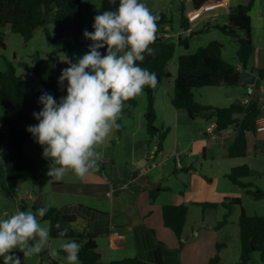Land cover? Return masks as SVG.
Segmentation results:
<instances>
[{
  "label": "trees",
  "instance_id": "obj_1",
  "mask_svg": "<svg viewBox=\"0 0 264 264\" xmlns=\"http://www.w3.org/2000/svg\"><path fill=\"white\" fill-rule=\"evenodd\" d=\"M193 9H198L207 0H190ZM254 0H249L245 4H239L230 8L228 12L227 24L217 27L220 31L236 39L238 49L236 51L238 59L245 65L253 51L251 38V19L249 11ZM119 0L115 4L111 0H100L99 13L105 10H116ZM180 8V27L187 29L189 20L185 15L183 2ZM82 3L81 0H0V34L2 29L8 28L12 32L19 33L27 41L32 37L35 28L45 26L47 18L51 17L54 23L53 36L55 39H62L63 51L73 62L87 52L91 41L83 37V32L87 29L93 31L92 24L85 26L81 23ZM158 15L156 39L150 46L153 49L152 55H147L141 65L150 72L156 74L157 85L163 79L173 77V95L171 105L175 109L184 110L190 119L200 116L211 117L216 130L226 129L233 126L236 135L228 146L227 155L231 158H242L247 153V134L255 133L256 118L262 115V108L258 102L250 99L245 105L241 101L235 102L227 107L203 106L192 99L191 90L210 86L238 87L240 70L235 65L227 62L222 57L223 45L216 41H211L205 46L199 47L194 53L182 54L177 58V71L173 75L167 69L169 61L175 53L176 43L183 45L185 50L188 47L187 38H178L176 43L163 34V27L172 24V19L165 12H152ZM264 24V17H263ZM264 28V25H263ZM240 30L243 36H238ZM264 30V29H263ZM192 33L188 35L190 37ZM0 45L4 46L0 40ZM102 54H106V48L100 49ZM67 64L58 66L55 69H46L40 66L29 67L34 71L39 80V87L33 88V82L22 80L15 74L13 66L8 63L7 67L0 71V106L9 109V115L0 117V179L3 193L12 197L19 182L30 181L37 189L43 188L46 184H59L47 177L44 169L49 162L42 156H28L23 152L24 143L31 139V134L26 131L27 122L36 121L32 113L38 112L41 105L38 104V97L43 91L51 93L57 100L62 96L58 78ZM253 72L263 78L264 68L253 69ZM146 111L144 114L145 128L154 140L157 152L163 149V141L169 128H158L155 125V110L153 104L154 88L146 87ZM135 98L127 101L128 105H135ZM249 175V167L246 164L234 166L227 175L230 181L246 190L254 199H264V191L254 188L252 183L243 182L241 179ZM160 188L149 190L148 197L154 202ZM240 199L234 198L232 201H223L226 213L214 225V229H220L227 223L231 212V205L239 204ZM209 206V205H208ZM210 206H216L212 204ZM40 207H48L49 212L41 221H48L50 238L59 237V231L67 229V236L61 239H72L82 245L79 253L81 264H105L101 261L100 254L96 250V235L87 234L85 230L74 228L76 216L67 214L52 206H33L31 211L35 212ZM188 207L184 203L173 205H163V224L171 229L175 236L180 239ZM60 227L57 228L56 225ZM239 226V259L229 264H254L253 254L259 255V264H264V215H247L241 208L238 217ZM224 243L216 244L215 254L208 260L207 264H221L219 251ZM65 257V253L59 250ZM127 263H141L138 259H127ZM2 264V260H0Z\"/></svg>",
  "mask_w": 264,
  "mask_h": 264
},
{
  "label": "rangeland",
  "instance_id": "obj_2",
  "mask_svg": "<svg viewBox=\"0 0 264 264\" xmlns=\"http://www.w3.org/2000/svg\"><path fill=\"white\" fill-rule=\"evenodd\" d=\"M179 1L181 3L186 2V0ZM259 1L263 3L260 8L262 12H264V1ZM141 2L145 3L150 10H153L155 1L141 0ZM81 3V23L88 26L94 22V17L100 14V0H81ZM170 10H172V13L168 11L166 14L169 17L172 14V28L174 29V37L172 36V40L176 43L178 38L181 37L182 39L187 38L188 41L187 50H185L182 44L179 45L176 43L174 56L167 65V69L171 75L174 76L177 71V58L180 55L194 53L199 47L205 46L211 41H216L223 45L222 57L227 62L232 65H236L237 63L243 64L236 54L238 49L236 39L220 31L217 27H214V25L221 26L224 24L223 16L215 22L210 21L209 24L213 26H209V24L204 25L206 23L205 21L196 20L193 21L192 24L189 23V27L184 29L180 27V14L177 13L175 7H172ZM255 11L256 8H253L252 11L250 9L249 11V15H251L250 19L252 18L250 28L252 42L257 33L264 42V24L262 19L261 23H257ZM53 27L54 23L52 18L48 17L46 25L35 28L32 37L27 41H25L17 32H12L8 28L2 29L0 40L3 42L4 46L0 45V71L4 70L7 67V64L10 63L18 78L31 81L33 82V88H38L40 83L37 75L34 71L28 70L29 67L40 66L46 69H55L59 65H65V63L61 62V59L66 56L62 46L63 40L54 38ZM190 30L194 32L188 37L191 33ZM237 31L238 36L244 35L240 30ZM258 61H262L261 55L257 57L256 62L258 63ZM247 69L251 68L247 67ZM66 84L67 82H65L63 88L59 85L62 96L66 95V90H64L66 89ZM160 86L161 87L158 90L156 89L157 87L155 88L153 95L156 98L154 105L156 114L155 125L160 128L162 124H164L165 126L168 125L170 128V131L166 134L163 141L164 151L157 152L156 155L153 156V159H150L151 155L154 154L156 150L153 148L156 143L155 141H152L148 144L144 139L143 133L146 132V128L143 116L145 111L140 104V97L138 96V99L135 97V100L137 99L135 112L141 117V119L139 118L141 122V134L138 133L135 137V125L127 124V126H125L123 124L122 128L120 126L121 129L119 128L118 130H115L109 137L106 145L97 149V151L100 152V158L102 155H108L112 158L114 164L119 166H123V163L127 162L128 167L132 168L133 171L137 168L133 161L143 153H145L146 157L149 156V162L144 163L143 165H149L151 162L160 163L161 165L157 166V169L161 170V187L164 191L160 193L161 195L158 200L150 204L148 193L146 191L133 192L126 189H119L112 195V197L108 196L107 198L104 195L105 188L103 186L95 184L94 188L90 187V181L86 182V179L89 178L88 176L83 180V190H87L88 187L90 188L88 193L91 195L93 193L95 194L96 199L93 198V201L94 203L99 204L96 206L101 209L103 208L106 212L110 213V217H113L114 223H120L122 220L128 221L127 214L130 212V204H133V211L144 208L151 209L153 212L149 216V220L154 224L161 219L162 204L184 203L188 206V209H190L185 228V236L187 240L192 239L190 229L192 227L194 229L199 228V236L197 240L194 239L196 245H194V249L190 252L189 258H186V256L189 253L190 247L184 246L183 258L185 257V262H189V264H206L208 262V254L209 252L215 251V243L217 242L226 244L224 258L235 262L239 256V229L237 226L238 215L240 214L239 211L242 208L247 215H263L264 199H254V197L246 193L244 188L233 184L228 178L227 175L230 172L229 168L232 165L231 162L234 160H225L221 157H217L220 142L211 141L212 134L206 131V126L212 124L211 120H213V118L211 117L210 119H207V116L204 115L196 117L193 119V122H188L191 119H188V115L184 110L176 111V109L171 106L172 111L179 113L177 119H175L173 114L170 112L168 113L167 109H164L165 103L171 100L173 95V77L163 79ZM191 94L193 101L200 105L220 108L235 103L238 96H244V90L241 91V88L239 87L210 86L193 89L191 90ZM127 104L126 101L125 106H127ZM8 115L9 109L0 106V117ZM36 123H38V121H30L27 122L26 125H34ZM118 123L120 124V122ZM230 128L235 130L233 126ZM216 131L217 130L214 132ZM188 137L193 139L194 142L192 144L190 143L187 149L183 151L182 148L184 147V141ZM199 137L202 139L205 138V140L199 142ZM218 137L215 140L220 139ZM208 141L211 146L206 144ZM202 144H204L203 146L206 148L204 154L205 158H202L200 153ZM212 145L214 147H212ZM23 152L28 156H42V147L35 143L34 139L31 138L24 143ZM98 163L99 170L93 172V174L100 177L102 170L100 162ZM180 165L186 166L185 170H182ZM47 169L48 167L44 169L45 173H47ZM223 170L228 172L226 176L220 175ZM251 170L253 172L256 171L255 168H251ZM111 172V168L105 171L107 178L110 180L112 179ZM75 179L79 178L72 176V180ZM247 180L251 181L254 188H259L264 191V172L250 174L249 169V175L241 179V181L244 182ZM45 186L46 187L44 188L37 189L30 181H22L17 185L14 195L8 197L3 193L0 184V218L11 216L17 208L21 211L31 210L32 206L35 204V202L33 203V201H31L33 191L36 193L43 190V196L41 198L43 199L42 205L48 206V197L50 194L48 192V187H51V184H46ZM111 188L112 187L110 186V193L112 191ZM19 193L24 196V208L21 207ZM235 197L240 199L241 204L239 208L237 207L234 210V205H231V211H233L232 213L230 212L231 215H229L228 218V226L224 227L222 230H214L213 226L221 219L227 210L225 206L222 205V202H230ZM212 204H216V206H210ZM88 222L89 217H83V219L79 217L77 223H75L73 227L79 230V228L82 229L80 224L86 226ZM41 223L49 227L48 221H41ZM216 237H218V239H215ZM64 240L65 239L61 238H50L48 248H45L44 251L36 255L24 256L23 252L18 249L13 250V253L10 254L19 257L22 264H68L66 258L60 253L55 259L49 255V249L51 248L59 251L60 244ZM258 255L259 254L255 252L252 256L253 262L255 261L254 264H259ZM127 259L130 258H126L120 261V263L113 262L112 264H128L125 262Z\"/></svg>",
  "mask_w": 264,
  "mask_h": 264
},
{
  "label": "clouds",
  "instance_id": "obj_3",
  "mask_svg": "<svg viewBox=\"0 0 264 264\" xmlns=\"http://www.w3.org/2000/svg\"><path fill=\"white\" fill-rule=\"evenodd\" d=\"M158 20L141 0H119L116 10L94 17L93 31L84 30L83 37L92 42L87 52L75 62L68 56L61 59L68 67L62 70L58 84L63 88L67 82L66 95L57 100L43 91L38 97L42 107L32 113L38 123L26 127L42 147V158L49 162L46 175L53 182L69 174L84 180L98 171L97 149L120 128L125 102L142 95L146 87L157 86L156 74L141 65L146 54H153L150 46L156 39ZM105 48L102 54L100 49ZM48 212V207L35 212L17 208L11 216L0 218L2 264H22L10 254L15 249L32 256L48 248L50 229L41 223ZM67 233L65 228L58 235L64 238ZM81 248L72 239L60 244L68 264H81ZM49 255L55 259L59 251L50 248Z\"/></svg>",
  "mask_w": 264,
  "mask_h": 264
},
{
  "label": "crops",
  "instance_id": "obj_4",
  "mask_svg": "<svg viewBox=\"0 0 264 264\" xmlns=\"http://www.w3.org/2000/svg\"><path fill=\"white\" fill-rule=\"evenodd\" d=\"M153 1H155V3L153 5V10H151V12L166 13L170 11V13H172V10L170 9L172 7H175L177 13L180 14V8L182 4L179 0L177 1L153 0ZM209 1L214 2L215 0H209ZM225 1L227 2V6H217L214 8H208L203 3L198 9L195 10L191 5V1L186 0L185 3L183 2V7H184L185 15L188 18L190 24H192L193 21L201 20L203 22L205 21L206 23L204 25H206L209 24L210 21L215 22L221 16H223L224 18V24H227L228 12L230 8L237 6L239 4H245L249 0H225ZM261 4L263 3L260 2L259 0H254L253 6L251 8V11L253 10V8H256L255 18L257 20V23L258 22L261 23V19L263 21V17H264V12H262L260 8ZM171 16L170 18L172 19ZM251 22H252V18H251ZM209 26H213V25L209 24ZM192 32L194 31H191V33ZM163 34L170 39L174 37L173 36L174 29L172 28V24H167L163 27ZM253 44L254 46H253L252 54L247 60L246 64L242 65L240 63H237L235 65L236 68L240 70V78H239L240 86L238 87L241 88V91L244 90V96H238L235 102H240L246 97H249L250 99L258 102L259 106L262 108V115H264V85H262V80L264 81V77L261 78L253 72V69L264 68V42L263 39L260 38L258 33L256 34V37H254L253 39ZM260 55L262 61L261 62L258 61L257 63L256 59ZM247 67H250L251 69H247ZM160 84L156 86L157 88L155 87L157 90L161 87ZM155 88H154V92H155ZM138 97H140L139 101L141 106H143L144 111H146L145 109L147 106V101H146L145 92H143V94L139 95ZM137 99L135 100L136 102L134 106H130L127 104V106L124 107L121 119L118 121L120 122L121 128L123 124L125 126H127V124L135 125V131H134L135 137L137 136L138 133L141 134L142 132L141 122L139 120V118L141 119V117L135 112ZM155 102H156V98L154 97L153 99L154 105ZM171 106H172L171 100H169L168 102L165 103L164 109H167L168 113L170 112L171 114L174 115V118L177 119L179 113H176V111L181 109H176V111H172ZM188 122H193V119H191ZM210 125H214V124H210ZM164 127L169 128L168 125L165 126L164 124H162L160 128H164ZM143 134H144V139L148 142V144L154 141V140H150V136L147 133V131ZM235 134H236V129L234 130L229 127L226 128L225 133H223L220 137H218L220 139L215 140L217 137L211 136L210 139L211 141L220 142V145L218 146L219 151L217 152V157H221L222 159L225 160L226 159L234 160L231 162L232 165L230 166L229 169H231L234 166L246 164L250 169V174L264 172V131L247 134V153L246 156L242 158H231L227 155L228 146L230 145L231 141H233L232 139H234ZM198 140L199 142H203L205 138L202 139L199 137ZM193 142L194 140L191 139L190 137L186 138L184 141V147L182 148L183 151H185L187 147L190 145V143L192 144ZM204 144L201 145L202 148L200 153L202 158H205L204 154L206 152V148L205 146H203ZM206 144L211 146L209 141ZM212 147L214 146L212 145ZM153 148L156 149L157 144H154ZM161 151L164 150L162 149ZM148 159L149 156L146 157L145 153L138 156V158H136V160L133 161V163L136 164L137 167L135 171H133L132 168L128 167L127 162L123 163V166L115 165L110 156L102 155V157L98 161L100 162L101 165L102 174L99 177L91 173L88 175L89 178L86 179V182L90 181L89 184L91 188H94L95 184H99L100 186H103L105 188L104 195L107 198L108 196L112 197V195L116 193L119 189L131 190L133 192L146 191L148 193L149 190L160 188L161 191L154 200L155 202L156 200H158L159 196L161 195L160 193L164 191V189L161 187V178H162L161 170L157 169L156 167L142 176L138 174L139 167L142 166L144 163H148L149 162ZM110 168L112 170L111 180L107 178L105 174V171L109 170ZM185 168L186 166H181L182 170H185ZM251 168H255L256 171L253 172ZM227 173L228 172L226 170H223L221 171L220 175L226 176ZM72 176L75 175L73 174L66 175L64 179L60 181L59 184L51 185V187H48L49 188L48 192L50 193L48 197V201H49L48 206L56 207L57 209L63 211L64 213L75 215L76 216L75 223H77L79 217H81L82 219L83 217L85 218L89 217L88 224H86V226L80 224V226L82 227L83 230L86 231L88 235L89 234L96 235L95 238L96 250L100 254V258L103 263L105 264H112L113 262L120 263V261L126 258H130V259H138L139 261H141V263H128V264H189V262L188 263L185 262V257L183 258L184 246L190 247L189 253L186 256V258H189L190 252L194 249V245H196L194 239L197 240L199 236V228L194 229L193 227L190 229L191 230L190 235L192 239L187 240L185 236V228H186L187 218L190 213V209L187 210L186 220L180 239H178L175 236V234L171 229H169L163 224L162 207L165 204H162L161 207V219L159 221H156L154 224L149 220V216L153 212L151 209L144 208L141 210L133 211V204H130V210H129L130 212L127 214L128 221L122 220L120 221V223H114L113 221L114 219L113 217H110V213L106 212L105 209L103 208L101 209L98 206H96L99 204L94 203L93 201V198L96 199L95 194L93 193L91 195L88 193L90 188L87 186L88 187L87 190H83V180H79V179L72 180ZM246 182L251 183V181L249 180H247ZM110 186L112 187L111 189L113 192L111 191L110 195H107L106 193L110 191ZM42 196H43V190L36 193L33 191V197L31 198V201H33V203L35 202L34 204L35 206H43L42 205L43 199H41ZM19 199L21 200V207L24 208L25 204L23 202L24 199L23 194L19 193ZM152 203L153 202L150 201V204ZM240 204L241 202L239 204H235L233 210L237 207L239 208ZM173 205H178V204H173ZM228 223L229 221L227 220V223L218 230H222L224 227H227ZM237 226H238V220H237ZM82 229L79 228V230ZM238 238H239V232H238ZM215 239H218V237H216ZM217 243H215V251H216ZM225 248H226V244L224 243V246L219 251L220 263L221 264L232 263V260L230 261L224 258V251L226 250ZM215 251L209 252L208 254L209 256L207 258L208 260L211 258V256L215 254ZM238 259L239 256L237 260Z\"/></svg>",
  "mask_w": 264,
  "mask_h": 264
},
{
  "label": "built area",
  "instance_id": "obj_5",
  "mask_svg": "<svg viewBox=\"0 0 264 264\" xmlns=\"http://www.w3.org/2000/svg\"><path fill=\"white\" fill-rule=\"evenodd\" d=\"M204 4L208 8H214L217 6H227V2L225 0H215L214 2L207 0ZM241 102L246 105L249 102V98L246 97ZM255 129L257 132L264 131V115H261L258 118H256V128ZM215 130L216 129L214 125H209L206 127V131L212 134L211 135L212 137L221 136L226 131V129H221V130H217L216 132H214ZM153 156L154 154L151 155L150 159H153ZM160 165H161L160 163H154V162H151L149 165L145 164L139 168L138 174L142 176L146 174L147 172H149V170H151L152 168H155ZM106 194L110 195V191H108Z\"/></svg>",
  "mask_w": 264,
  "mask_h": 264
},
{
  "label": "water",
  "instance_id": "obj_6",
  "mask_svg": "<svg viewBox=\"0 0 264 264\" xmlns=\"http://www.w3.org/2000/svg\"><path fill=\"white\" fill-rule=\"evenodd\" d=\"M262 85H264V81L262 80Z\"/></svg>",
  "mask_w": 264,
  "mask_h": 264
}]
</instances>
